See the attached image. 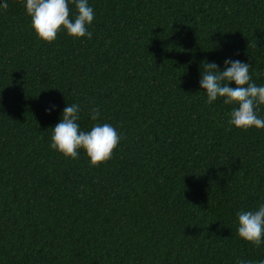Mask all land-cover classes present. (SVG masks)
<instances>
[{
    "label": "trees",
    "instance_id": "trees-1",
    "mask_svg": "<svg viewBox=\"0 0 264 264\" xmlns=\"http://www.w3.org/2000/svg\"><path fill=\"white\" fill-rule=\"evenodd\" d=\"M6 2L0 264L264 260V243L237 234V213L264 204V129L229 124L236 105L209 104L200 87L202 62L223 70L226 59L250 64L264 85V0H88L91 39L61 31L51 43L31 27L26 0ZM71 104L81 130L121 133L107 162L49 147Z\"/></svg>",
    "mask_w": 264,
    "mask_h": 264
},
{
    "label": "clouds",
    "instance_id": "clouds-1",
    "mask_svg": "<svg viewBox=\"0 0 264 264\" xmlns=\"http://www.w3.org/2000/svg\"><path fill=\"white\" fill-rule=\"evenodd\" d=\"M69 3L75 5V17L71 15ZM7 7L6 0L0 4V8ZM25 10L31 18V27L36 35L45 42L55 41L61 31H66L73 38L92 37L88 26L92 24L95 12L88 0H26ZM201 67L203 73L200 87L206 91L207 102L212 104L218 98H223L225 105H236L229 113V124L245 131L252 127L264 129V118L259 117L257 112L264 105V85L258 86L252 80L250 64L226 59L223 70H220L215 61H204ZM231 82L235 83V87L229 86ZM80 111L78 104L67 105L63 109L62 118L52 127L49 147L73 160L83 150L89 157L90 164L99 166L112 158L122 135L108 123H96L87 132L81 130L78 123ZM90 115L96 121L100 116L99 108L93 107ZM237 216L238 236L260 247L264 243V204H260L256 210H242ZM236 264L252 262L237 259ZM259 264H264V260L259 261Z\"/></svg>",
    "mask_w": 264,
    "mask_h": 264
}]
</instances>
